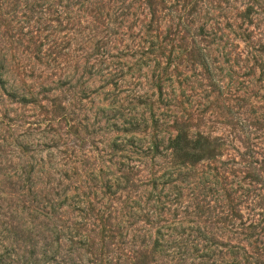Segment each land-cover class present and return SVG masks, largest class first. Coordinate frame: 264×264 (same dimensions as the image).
I'll return each mask as SVG.
<instances>
[{
	"label": "rangeland",
	"instance_id": "1",
	"mask_svg": "<svg viewBox=\"0 0 264 264\" xmlns=\"http://www.w3.org/2000/svg\"><path fill=\"white\" fill-rule=\"evenodd\" d=\"M0 259L264 264V0H0Z\"/></svg>",
	"mask_w": 264,
	"mask_h": 264
},
{
	"label": "trees",
	"instance_id": "2",
	"mask_svg": "<svg viewBox=\"0 0 264 264\" xmlns=\"http://www.w3.org/2000/svg\"><path fill=\"white\" fill-rule=\"evenodd\" d=\"M21 101L24 102L23 100ZM208 144L209 141L205 137L200 136L196 139H190L183 133H178L169 142V146L173 149L174 154L181 157L183 162L190 163L199 159L201 151ZM0 264H7V262L0 259Z\"/></svg>",
	"mask_w": 264,
	"mask_h": 264
}]
</instances>
